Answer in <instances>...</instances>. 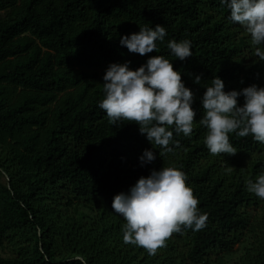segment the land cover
Returning <instances> with one entry per match:
<instances>
[{
	"label": "trees",
	"instance_id": "obj_1",
	"mask_svg": "<svg viewBox=\"0 0 264 264\" xmlns=\"http://www.w3.org/2000/svg\"><path fill=\"white\" fill-rule=\"evenodd\" d=\"M228 15L221 0H0V248L9 253L0 264H80L77 254L87 264H264V199L245 186L264 173V144L233 132L236 153L211 154L199 122L213 76L225 91L264 87V61ZM157 24L166 35L156 51L119 44ZM185 39L192 55L181 61L167 43ZM154 55L181 73L196 112L190 136L170 126L163 155L135 122L113 123L98 106L110 63L135 70ZM145 149L157 158L141 166ZM161 167L185 174L207 220L151 254L124 242L126 221L111 205Z\"/></svg>",
	"mask_w": 264,
	"mask_h": 264
},
{
	"label": "clouds",
	"instance_id": "obj_2",
	"mask_svg": "<svg viewBox=\"0 0 264 264\" xmlns=\"http://www.w3.org/2000/svg\"><path fill=\"white\" fill-rule=\"evenodd\" d=\"M229 11L228 21L241 26L250 36L254 53L264 61V0H221ZM165 28L157 24L153 28H139L138 32L121 35L119 44L130 53L141 56L157 50V41H163ZM167 47L183 61L191 57V41L170 40ZM124 63H110L103 74L104 98L99 102L107 117L113 122L130 121L139 126V132L153 146H160L163 155L171 151L168 146L176 134L190 136L196 115L192 107L193 92L185 86L181 73L163 56H149L135 70ZM200 82L196 76L194 83ZM200 103L204 114L199 122L207 129L205 145L211 154H235L237 149L229 142V134L240 137L252 135L264 144V87L256 84L240 90L225 91V84L213 76L211 85L205 88ZM243 97V104L238 98ZM155 122V123H153ZM153 150L145 149L139 157L141 166L156 160ZM185 174L173 167L151 169L149 175L140 176L124 192L115 194L112 209L126 223L122 226L125 243L145 247L154 254L181 226L199 230L205 227L206 214H199L198 200L185 184ZM248 192L264 199V173L255 180L246 179ZM74 259L87 264L83 255Z\"/></svg>",
	"mask_w": 264,
	"mask_h": 264
},
{
	"label": "rangeland",
	"instance_id": "obj_3",
	"mask_svg": "<svg viewBox=\"0 0 264 264\" xmlns=\"http://www.w3.org/2000/svg\"><path fill=\"white\" fill-rule=\"evenodd\" d=\"M0 179L2 181H5V179L3 177H0ZM236 249H238V247H236ZM0 255H2V256H8L9 253L7 251H5L4 248H0Z\"/></svg>",
	"mask_w": 264,
	"mask_h": 264
}]
</instances>
